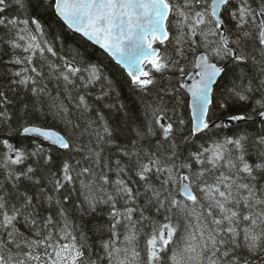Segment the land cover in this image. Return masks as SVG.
<instances>
[{
  "label": "snow or ice",
  "instance_id": "6c2138e0",
  "mask_svg": "<svg viewBox=\"0 0 264 264\" xmlns=\"http://www.w3.org/2000/svg\"><path fill=\"white\" fill-rule=\"evenodd\" d=\"M0 264H264V0H0Z\"/></svg>",
  "mask_w": 264,
  "mask_h": 264
},
{
  "label": "trees",
  "instance_id": "16d2710c",
  "mask_svg": "<svg viewBox=\"0 0 264 264\" xmlns=\"http://www.w3.org/2000/svg\"><path fill=\"white\" fill-rule=\"evenodd\" d=\"M51 23V21H49ZM52 30L53 31H60V29L57 27L56 24H52ZM65 32H66V36H65V42L67 44H70L72 46H82L84 44V41L79 37L78 34H73L70 30H66L65 28ZM90 43V42H89ZM90 52L93 51V48H89L88 49ZM94 58L102 61L105 65H107V68L109 70V72H111L115 78L121 83L123 84L124 81L127 79L126 75L123 73L122 69L119 68V66L115 65L114 61H111L110 58H107L105 54H103L98 47L95 48L94 51ZM124 98L127 100L130 98V94L128 93L127 88H124ZM246 125L244 123H241L239 125L236 126H232L233 129L237 128V127H245ZM23 141V143L25 145H34L36 143H38L40 141V139L37 138H28V139H24V138H17L16 142H20Z\"/></svg>",
  "mask_w": 264,
  "mask_h": 264
},
{
  "label": "water",
  "instance_id": "95a60500",
  "mask_svg": "<svg viewBox=\"0 0 264 264\" xmlns=\"http://www.w3.org/2000/svg\"><path fill=\"white\" fill-rule=\"evenodd\" d=\"M241 123H243V122H234L232 125H230V127H232V126H236V125H239V124H241ZM37 139H40V138H38V137H36Z\"/></svg>",
  "mask_w": 264,
  "mask_h": 264
}]
</instances>
